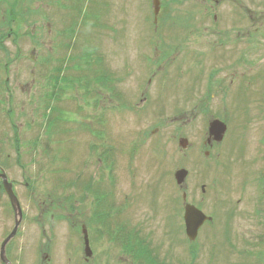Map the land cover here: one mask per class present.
<instances>
[{"label": "rangeland", "instance_id": "1", "mask_svg": "<svg viewBox=\"0 0 264 264\" xmlns=\"http://www.w3.org/2000/svg\"><path fill=\"white\" fill-rule=\"evenodd\" d=\"M159 6L0 0L5 264H264V0Z\"/></svg>", "mask_w": 264, "mask_h": 264}, {"label": "water", "instance_id": "2", "mask_svg": "<svg viewBox=\"0 0 264 264\" xmlns=\"http://www.w3.org/2000/svg\"><path fill=\"white\" fill-rule=\"evenodd\" d=\"M153 4L155 8L154 10L155 17L157 18L159 9H160L159 0H153ZM225 131H226V125L222 121L214 120L210 123L209 132H210V135L214 136L215 140L221 141L224 137ZM180 144L184 146L185 148L188 145L185 139H181ZM187 175H188V170L184 168L178 169L175 172V179H176L177 184L180 185L181 183H183ZM0 177L3 179L4 187L9 195V198L11 200L12 206L14 207L16 217H17L15 229H13V231L10 233V235L5 239V241L2 244V251H4L7 243L16 234V230H17L16 228L18 227L22 219V210L20 208L18 198L16 197L13 191L12 183L8 180L6 173L2 172L0 174ZM209 219L210 217L207 216L201 209L196 207L194 204L187 203L185 206L184 221H185V227H186V235L188 236V238L190 240H195L198 235V231L200 227L205 223V221ZM83 232H84V239H85V251H86V254L90 256L91 249L89 245L88 233L86 229ZM3 258H4V254H3Z\"/></svg>", "mask_w": 264, "mask_h": 264}, {"label": "flooded vegetation", "instance_id": "3", "mask_svg": "<svg viewBox=\"0 0 264 264\" xmlns=\"http://www.w3.org/2000/svg\"><path fill=\"white\" fill-rule=\"evenodd\" d=\"M177 49V48H176ZM211 75V73L208 72V76ZM150 82V81H149ZM209 138V137H208ZM212 138H209L208 141H210ZM212 144V142H210ZM4 171L3 167L0 166V174ZM5 173H6V170H5ZM1 179V178H0ZM2 181V179H1ZM1 188H2V185H1Z\"/></svg>", "mask_w": 264, "mask_h": 264}, {"label": "trees", "instance_id": "4", "mask_svg": "<svg viewBox=\"0 0 264 264\" xmlns=\"http://www.w3.org/2000/svg\"><path fill=\"white\" fill-rule=\"evenodd\" d=\"M80 14H81V13H80ZM73 29H74V27L72 28V30H70V32H72V34H73ZM68 31H69V30H67V32H68ZM74 31H75V30H74ZM119 228H120V227H119ZM118 230H119V229H118ZM118 230H117V232H118ZM117 235H118V234H112V237H114V236L117 237ZM120 236H121V235H120ZM154 261L157 262V260H155V259H154ZM160 264H165V263H160Z\"/></svg>", "mask_w": 264, "mask_h": 264}]
</instances>
